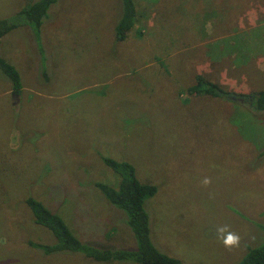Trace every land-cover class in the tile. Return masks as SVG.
I'll list each match as a JSON object with an SVG mask.
<instances>
[{
	"label": "rangeland",
	"instance_id": "374dc122",
	"mask_svg": "<svg viewBox=\"0 0 264 264\" xmlns=\"http://www.w3.org/2000/svg\"><path fill=\"white\" fill-rule=\"evenodd\" d=\"M27 2L0 0V19ZM135 11L122 42L121 0H56L39 43L25 27L0 39L21 82L14 97L0 73V264H134L27 244L54 243L33 224L30 197L82 243L134 249L125 215L93 187L119 182L99 156L155 186L143 208L160 253L236 264L263 241L264 111L186 89L201 76L233 94L264 91V0H146ZM221 226L239 247L222 245Z\"/></svg>",
	"mask_w": 264,
	"mask_h": 264
},
{
	"label": "trees",
	"instance_id": "16d2710c",
	"mask_svg": "<svg viewBox=\"0 0 264 264\" xmlns=\"http://www.w3.org/2000/svg\"><path fill=\"white\" fill-rule=\"evenodd\" d=\"M55 2L56 0H28L12 18L0 19V39L18 27H25L32 35L33 40L39 43L41 24L48 15L49 7ZM135 20H137V15L133 0H121V15L114 27V39L118 42L125 40ZM40 50L42 51L41 48ZM0 73L9 82L10 94L14 97L19 96L21 94V82L18 73L12 65L1 57ZM42 76L45 78L44 72ZM194 82L186 89L189 95L226 97V99L235 100L238 103H245L253 111H264V91H254L245 95L233 94L224 91L217 84L211 83L201 76H196ZM99 159L105 167L118 176L119 182L116 188L100 182H94L93 187L110 205L125 215V224L134 238V249L126 250L127 248L122 247L105 249L97 248L89 243H82L58 215L30 197L26 198L24 203L30 212L33 224L47 230L52 235L54 243L46 245L28 242V246L41 251L45 256L54 253H77L86 259L99 263L182 264L178 260L157 251L149 239L148 217L143 208V203L155 195V186L139 182L132 166L126 162L100 156ZM257 226L264 234V225ZM236 264H264V237L259 245L246 250Z\"/></svg>",
	"mask_w": 264,
	"mask_h": 264
},
{
	"label": "clouds",
	"instance_id": "9594fccd",
	"mask_svg": "<svg viewBox=\"0 0 264 264\" xmlns=\"http://www.w3.org/2000/svg\"><path fill=\"white\" fill-rule=\"evenodd\" d=\"M210 183L211 180L208 177H205L202 180V184L204 186H207ZM216 232H217V239L222 243V245L226 249L231 250L233 248L239 247L240 239H241L240 236L237 233L230 231L227 226L218 227L216 229Z\"/></svg>",
	"mask_w": 264,
	"mask_h": 264
},
{
	"label": "crops",
	"instance_id": "0c3cea01",
	"mask_svg": "<svg viewBox=\"0 0 264 264\" xmlns=\"http://www.w3.org/2000/svg\"><path fill=\"white\" fill-rule=\"evenodd\" d=\"M143 1H146V0H133L134 2V6L137 7L138 6V3L139 2H143ZM184 57V56H183Z\"/></svg>",
	"mask_w": 264,
	"mask_h": 264
}]
</instances>
